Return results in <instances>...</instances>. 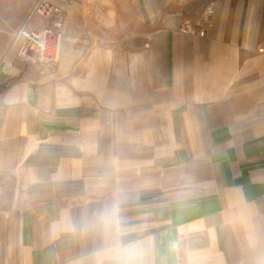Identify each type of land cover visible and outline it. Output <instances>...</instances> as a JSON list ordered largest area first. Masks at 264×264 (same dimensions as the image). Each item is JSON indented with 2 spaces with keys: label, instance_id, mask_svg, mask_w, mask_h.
I'll list each match as a JSON object with an SVG mask.
<instances>
[{
  "label": "crops",
  "instance_id": "1",
  "mask_svg": "<svg viewBox=\"0 0 264 264\" xmlns=\"http://www.w3.org/2000/svg\"><path fill=\"white\" fill-rule=\"evenodd\" d=\"M35 2L0 0V264H264V129L222 121L264 102V0H119L157 25L119 80L99 49L18 62Z\"/></svg>",
  "mask_w": 264,
  "mask_h": 264
},
{
  "label": "rangeland",
  "instance_id": "2",
  "mask_svg": "<svg viewBox=\"0 0 264 264\" xmlns=\"http://www.w3.org/2000/svg\"><path fill=\"white\" fill-rule=\"evenodd\" d=\"M113 1L116 6L113 7L114 14L111 17V21L105 19L107 17V10L96 9L94 7L86 9L80 7L75 10V15L73 16L71 11L74 10L68 9L67 14L70 18L68 21H64V36L61 44L60 58L54 64H48V66L42 65L41 71L45 73L44 68H47V71L63 58L71 60L81 57V60H85L89 51L99 49L100 52L98 53L101 54L112 53L114 63L112 65L113 76L119 80L121 69L124 68V65L121 63L123 52L130 53L132 50L135 51V49L143 47L149 31L157 25L148 24L145 20L146 14L142 11L128 7L122 8L118 4L119 0ZM30 10L26 13L21 24L12 33L13 41L10 40V44L14 45L15 59L18 62L23 65L34 66L26 64L17 58L16 54L20 45V39L17 35H14L17 29L24 23ZM64 11H66V8ZM99 12H101L102 16L97 14ZM36 21H39L41 25L45 23L44 20L36 18L35 22H33L34 25H37ZM129 75L130 73H128ZM258 92L262 95L261 98H264V94H262L264 88H258ZM239 99L242 101L241 103H231L229 105V114L226 113L225 119L222 121L245 137L263 130L264 102H248L247 100L251 98L246 96H242Z\"/></svg>",
  "mask_w": 264,
  "mask_h": 264
},
{
  "label": "built area",
  "instance_id": "3",
  "mask_svg": "<svg viewBox=\"0 0 264 264\" xmlns=\"http://www.w3.org/2000/svg\"><path fill=\"white\" fill-rule=\"evenodd\" d=\"M66 0H37L25 18L24 23L14 35L20 39L17 58L34 66L54 64L58 61L64 36V6ZM207 16L213 9L205 11ZM44 20V24L34 25L35 19Z\"/></svg>",
  "mask_w": 264,
  "mask_h": 264
},
{
  "label": "bare ground",
  "instance_id": "4",
  "mask_svg": "<svg viewBox=\"0 0 264 264\" xmlns=\"http://www.w3.org/2000/svg\"><path fill=\"white\" fill-rule=\"evenodd\" d=\"M59 60V59H58Z\"/></svg>",
  "mask_w": 264,
  "mask_h": 264
}]
</instances>
